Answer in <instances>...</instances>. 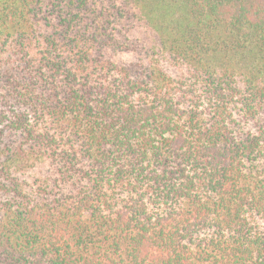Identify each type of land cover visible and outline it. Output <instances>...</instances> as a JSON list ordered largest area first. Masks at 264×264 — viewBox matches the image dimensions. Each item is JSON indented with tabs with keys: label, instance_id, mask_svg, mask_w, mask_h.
I'll list each match as a JSON object with an SVG mask.
<instances>
[{
	"label": "trees",
	"instance_id": "obj_1",
	"mask_svg": "<svg viewBox=\"0 0 264 264\" xmlns=\"http://www.w3.org/2000/svg\"><path fill=\"white\" fill-rule=\"evenodd\" d=\"M0 264H264V0H0Z\"/></svg>",
	"mask_w": 264,
	"mask_h": 264
}]
</instances>
